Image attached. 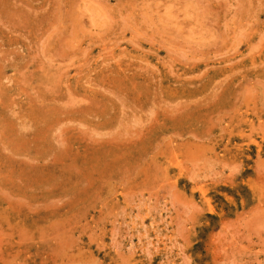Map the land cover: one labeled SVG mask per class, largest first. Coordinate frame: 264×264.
Wrapping results in <instances>:
<instances>
[{"label": "rangeland", "instance_id": "obj_1", "mask_svg": "<svg viewBox=\"0 0 264 264\" xmlns=\"http://www.w3.org/2000/svg\"><path fill=\"white\" fill-rule=\"evenodd\" d=\"M0 264H264V0H0Z\"/></svg>", "mask_w": 264, "mask_h": 264}, {"label": "bare ground", "instance_id": "obj_2", "mask_svg": "<svg viewBox=\"0 0 264 264\" xmlns=\"http://www.w3.org/2000/svg\"><path fill=\"white\" fill-rule=\"evenodd\" d=\"M91 1V0H90ZM189 44V43H188ZM203 44V43H202ZM201 98V97H200Z\"/></svg>", "mask_w": 264, "mask_h": 264}]
</instances>
